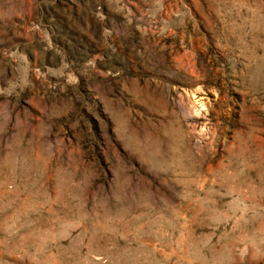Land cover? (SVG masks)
<instances>
[{"label":"rangeland","instance_id":"1","mask_svg":"<svg viewBox=\"0 0 264 264\" xmlns=\"http://www.w3.org/2000/svg\"><path fill=\"white\" fill-rule=\"evenodd\" d=\"M0 264H264V0H0Z\"/></svg>","mask_w":264,"mask_h":264}]
</instances>
